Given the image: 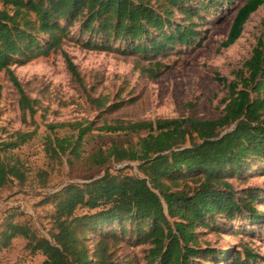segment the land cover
I'll return each instance as SVG.
<instances>
[{"label": "trees", "instance_id": "obj_1", "mask_svg": "<svg viewBox=\"0 0 264 264\" xmlns=\"http://www.w3.org/2000/svg\"><path fill=\"white\" fill-rule=\"evenodd\" d=\"M186 1L0 0V73L16 89L19 110L32 118L37 113V102L24 92L11 70L13 65L60 51L71 78L82 86L76 66L61 51L71 28L79 24L80 34L89 35L83 44L86 48L119 51L113 45L120 41L135 54H161L176 44L190 46L197 36L192 21L195 10L187 9ZM221 1L208 0L206 6ZM262 5L264 0H247L239 8L221 48L239 39L250 15ZM177 14L183 19L174 24ZM94 37L102 43H95ZM161 68L166 70L168 66L155 62L141 72L156 79ZM243 70L236 72L235 80L227 85L225 107L218 119L114 120L95 129L93 122L47 124L44 153L60 163L66 153L80 158L83 139L94 130L106 135L136 136L134 143L112 142L105 150L99 148L86 161L94 169L111 163H136L137 174L124 173L130 169L127 165L47 195L44 201L54 205L50 216L54 233L50 239L39 237L26 224L8 223L0 234V250L21 237L26 240L27 250L44 257L41 264H112L103 240L89 255L82 230L128 221L140 225L136 231L139 243L150 245L146 264H198L194 262L201 254L198 230L213 231L219 222L227 224L239 216L263 222L264 215L255 205L259 199L255 190L243 191L239 196L229 181L242 178L249 163L264 161V37L258 40ZM89 100L98 108L105 106L103 100ZM65 127L77 131L76 135L52 137L56 129ZM35 133L17 131L13 134L15 141L0 142V188L14 181L20 186L27 182L28 170L22 161L6 154ZM46 176L45 171L39 173L41 187L45 186ZM78 210L86 213L78 216ZM209 254L217 260L227 258V253L218 256L209 249L204 256ZM244 254L246 262L255 259L248 250ZM226 264H241L240 256Z\"/></svg>", "mask_w": 264, "mask_h": 264}, {"label": "rangeland", "instance_id": "obj_2", "mask_svg": "<svg viewBox=\"0 0 264 264\" xmlns=\"http://www.w3.org/2000/svg\"><path fill=\"white\" fill-rule=\"evenodd\" d=\"M246 1L224 0L206 6L208 0H187L184 6L195 10L192 21L196 24L197 36L192 45L176 44L161 54H135L126 50L127 45L120 41L115 45L111 43L119 51L86 48L83 44L89 35L80 34V25L76 24L63 41L61 51L66 52L76 66L82 86L71 78L60 51L11 67L24 92L37 102V113L32 118L19 110L16 89L8 77L0 73V142L15 141L13 134L17 131H36L29 141L6 154L22 161L28 170V179L23 186L14 181L0 188V234L8 223H16L26 224L39 237L50 239L54 233L50 219L54 205L50 200L44 201L47 195L68 184L93 181L106 170L118 171L127 165L130 169L124 173L137 174L136 163H111L94 169L86 161L97 149L105 150L112 142L134 143L136 136L106 135L94 130L83 139L80 158L66 153L60 163L50 160L44 153V138L49 134L47 124L93 122L95 129L105 121L114 120L218 119L225 107L227 85L235 80L236 72L243 70L258 40L264 37L262 5L250 15L239 39L230 47L221 48L236 12ZM182 19L183 16L177 14L174 24ZM153 38L154 35L150 37ZM93 41L102 43L99 37H94ZM155 62L168 68H161L158 78L149 79L141 70ZM89 99L103 100L105 106L91 105ZM118 104L121 106L114 108ZM76 133L68 127L58 128L52 137H70ZM42 171L47 173L44 187L38 178ZM243 172L242 178L233 177L229 182L239 196L243 191L255 190L259 195L256 208L264 215V161L249 163ZM85 213L86 210H78L76 215ZM247 218L239 216L227 224L219 222L213 231L198 230L201 254L194 262L226 264L240 256L241 264H264V221L251 222ZM139 228L140 225L125 221L82 231L90 256L97 243L103 240L108 245L112 264H146L150 245L139 243L136 234ZM25 245L23 238L13 239L8 248L0 250V264H41L44 257L31 253ZM208 249L216 251L218 256L227 253V258L217 260V256L211 254L204 256ZM244 250L250 251L255 259L246 262Z\"/></svg>", "mask_w": 264, "mask_h": 264}]
</instances>
